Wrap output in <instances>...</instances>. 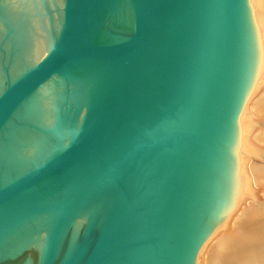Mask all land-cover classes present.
<instances>
[{"label":"water","instance_id":"obj_1","mask_svg":"<svg viewBox=\"0 0 264 264\" xmlns=\"http://www.w3.org/2000/svg\"><path fill=\"white\" fill-rule=\"evenodd\" d=\"M263 71L251 0H0V264H197Z\"/></svg>","mask_w":264,"mask_h":264},{"label":"bare ground","instance_id":"obj_2","mask_svg":"<svg viewBox=\"0 0 264 264\" xmlns=\"http://www.w3.org/2000/svg\"><path fill=\"white\" fill-rule=\"evenodd\" d=\"M251 5L264 43V0ZM239 138L246 191L224 227L206 239L197 264H264V71L245 100Z\"/></svg>","mask_w":264,"mask_h":264}]
</instances>
